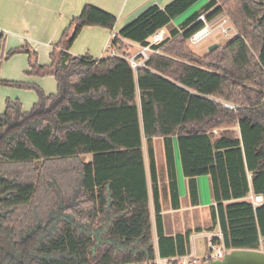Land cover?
Returning <instances> with one entry per match:
<instances>
[{
  "label": "trees",
  "instance_id": "trees-1",
  "mask_svg": "<svg viewBox=\"0 0 264 264\" xmlns=\"http://www.w3.org/2000/svg\"><path fill=\"white\" fill-rule=\"evenodd\" d=\"M200 0L148 7L117 33L146 47L159 30L166 38L142 68L105 56H72L85 27L112 30L113 15L90 5L37 63L28 46L29 75L52 76L54 95L36 89L24 113L7 101L0 114V264H128L190 253L191 236L220 231L226 250L258 251L264 238V0H208L189 18L172 22ZM226 14L239 37L203 55L188 39ZM224 104L235 106L226 110ZM235 128L233 137L230 129ZM213 131H218L215 134ZM161 140L172 209L179 206L177 146L189 204L199 206L196 179L208 177L209 223L182 231L162 219L153 141ZM154 202L149 210L143 143Z\"/></svg>",
  "mask_w": 264,
  "mask_h": 264
},
{
  "label": "crops",
  "instance_id": "crops-1",
  "mask_svg": "<svg viewBox=\"0 0 264 264\" xmlns=\"http://www.w3.org/2000/svg\"><path fill=\"white\" fill-rule=\"evenodd\" d=\"M171 1L173 0H0V45H3L4 51L11 48L28 46L39 57L40 64L50 65L49 56L53 46L60 40L61 34L70 26L71 20L79 16L83 7L90 5L113 15L116 19L114 28L112 30L101 27L83 28L72 44L69 54L72 56L88 55L94 60L101 59L106 56L105 51L111 32L118 33L120 29L133 21L148 7L156 5L159 8H163ZM122 44L126 48L123 52L129 55L136 54L140 48L126 40H122ZM212 44H215V42ZM135 48L137 51L132 53ZM15 59H19L20 61L19 70L24 72L28 69V67L26 68V64H28L26 55H17L10 60ZM31 80L42 89L47 88L45 89L46 93L47 90L49 91V88L50 92L53 91L54 83L50 84V80ZM31 100L34 103L36 102L32 96H29L27 101ZM26 108L28 107L26 106ZM215 134H217V131ZM154 143L155 141H153V147ZM144 146L145 142L143 143V147ZM174 155L176 182L179 195V206L177 209H172L169 191L167 192L168 179L164 157L162 156L160 165H158L157 162L156 164L162 219L167 225L173 228V232H177L187 228L185 221L192 217L191 215L196 213L200 206H190L186 189V180L182 175L181 166L178 162V155L177 153H174ZM144 158L145 174L148 182L149 210L151 218L154 220V202L148 171V159L145 152ZM164 202L165 210L163 209ZM207 212L209 214V208ZM195 215L196 214L193 216L195 217ZM195 226L197 225L195 224L189 228H195ZM196 235L197 234L194 233L190 241L194 239ZM209 235L210 233L208 232L205 234H203V232L198 234V236L204 239H208Z\"/></svg>",
  "mask_w": 264,
  "mask_h": 264
},
{
  "label": "rangeland",
  "instance_id": "rangeland-1",
  "mask_svg": "<svg viewBox=\"0 0 264 264\" xmlns=\"http://www.w3.org/2000/svg\"><path fill=\"white\" fill-rule=\"evenodd\" d=\"M207 1L208 0H200L198 3H196L194 6H192L188 11H186L184 14H182L181 16L176 18L172 22V24L174 26H179L180 23H182L187 18H189L193 13L199 11L207 3ZM227 41L228 40L224 39L220 34L215 33L212 36H210L209 38H207L206 40H204L203 42H201L200 44H198L196 46H190V48L196 54L203 55L208 51V48L210 46L214 45V44H212L213 42H215V44L218 45V44H225ZM12 49L13 48H11L7 51H4L3 45H0V114H2L5 111L7 101H17L21 106L22 112H24V113H28L29 111H31L34 104H36L38 102V95H37L36 89L11 86V85L5 84L7 82L33 86L34 88H37L40 91H42L45 95H54L57 92V85H56V81H55L54 77H52V76L38 77L35 75H29L28 74L30 67H29V57L26 54H16V55H13L11 57H7V53ZM135 51H137L136 48L133 50L132 53H134ZM3 53H4V55H3ZM17 55H26L27 56L28 64H26V68L28 67V69H26V71H24V72H22V70H19V67H20L19 59L10 60L11 58H13L14 56H17ZM37 63H38V65L46 66V65L40 64L41 62H40V59L38 56H37ZM31 79L50 80V82H51L50 84L54 83L53 91L50 92V88H49V91L47 90V93H46L45 89H47V88L42 89L38 84H36ZM46 84H49V83H46ZM29 96H32L36 102L34 103L32 100L27 101ZM26 106L28 108H26ZM229 131L231 132L230 134L233 137L237 136V133H236L237 131L235 128H232ZM217 133H218V131H217ZM154 148H155L156 162L158 165H160L161 158L163 156V145H162L160 140H155ZM174 149H175V153H177V155H178L177 146L175 145V143H174ZM146 150H147V146L145 143V146H144L145 154H146ZM146 156H147V154H146ZM178 159H179V156H178ZM178 162L180 165V161H178ZM197 188H198V201H199L200 207L198 208V211L196 213H194V214H196L195 217L193 216L194 215L193 214V215H191L192 217H190L189 219H187V221H185V224L187 225V227H192L195 224L197 225L195 227H198V225L203 227L204 225H207L209 223L208 222L209 221V218H208L209 214H208L207 210L213 203L212 202V196H211L209 178L205 177V176L197 178ZM163 209L165 210V202L163 203ZM217 232L218 231H213L210 234L214 235ZM205 233L206 232H203V234H205ZM207 241H208V239H204V238L198 236V234L196 236H194V239H192L191 243H190L191 253L195 252V255L198 258L207 257L209 255L207 252V247H208Z\"/></svg>",
  "mask_w": 264,
  "mask_h": 264
},
{
  "label": "built area",
  "instance_id": "built-area-1",
  "mask_svg": "<svg viewBox=\"0 0 264 264\" xmlns=\"http://www.w3.org/2000/svg\"><path fill=\"white\" fill-rule=\"evenodd\" d=\"M198 21L203 23V27L194 33L189 39L188 43L190 46H196L217 33L220 34L224 39L231 40L233 38L239 37L238 32L231 25L229 18L226 14H222L218 18L212 21H206L205 17L202 15L199 17ZM117 37V33L111 32L109 36V42L105 51L106 56H115L128 61L132 70H137L144 66V63L148 59L149 54L157 53L153 51L151 46L158 45L164 41L166 38V31L159 30L154 33L150 38V43L146 47H140L139 51L134 55H129L124 52L118 51V46L114 45L112 41ZM122 43V40H120ZM226 110H234L235 106L230 104H224ZM216 133V131H213ZM253 209L259 208L264 204V199L261 195H255L252 192L248 196ZM207 252L208 256L205 258H198L194 253H189L186 256H179L174 258L164 259L161 258L158 254L155 255V258L152 260H145L141 262H133L128 264H202L205 262H212L217 260H222L224 256L230 252L225 249L222 243V234L218 231L214 235H209L207 241ZM259 247L258 250L261 253H264V238H259Z\"/></svg>",
  "mask_w": 264,
  "mask_h": 264
},
{
  "label": "water",
  "instance_id": "water-1",
  "mask_svg": "<svg viewBox=\"0 0 264 264\" xmlns=\"http://www.w3.org/2000/svg\"><path fill=\"white\" fill-rule=\"evenodd\" d=\"M216 47L217 45L214 44L208 48V51L211 52ZM202 264H264V253L254 250H232L222 260Z\"/></svg>",
  "mask_w": 264,
  "mask_h": 264
}]
</instances>
